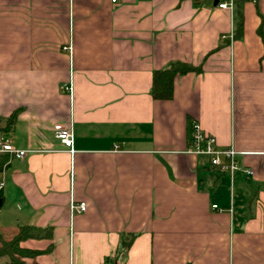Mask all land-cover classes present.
I'll return each mask as SVG.
<instances>
[{
    "label": "crops",
    "instance_id": "crops-1",
    "mask_svg": "<svg viewBox=\"0 0 264 264\" xmlns=\"http://www.w3.org/2000/svg\"><path fill=\"white\" fill-rule=\"evenodd\" d=\"M225 1L0 0V141L29 151L0 154V227H53L25 261L264 264V0ZM176 61L202 72L155 100ZM196 122L253 175L186 153Z\"/></svg>",
    "mask_w": 264,
    "mask_h": 264
},
{
    "label": "trees",
    "instance_id": "trees-1",
    "mask_svg": "<svg viewBox=\"0 0 264 264\" xmlns=\"http://www.w3.org/2000/svg\"><path fill=\"white\" fill-rule=\"evenodd\" d=\"M238 17L235 33V38L237 39L241 38L244 32V18L240 11L238 12ZM259 33L264 36L261 27L259 28ZM201 72V66H194L181 61L172 62L168 67L154 72L151 95L155 100H171L174 96L175 79L177 77ZM20 111V109L14 111L10 117L5 119L6 126L3 129L0 128V132L1 130L9 132L13 129ZM4 162L0 161V169ZM30 239L52 240L53 227L42 228L31 225L0 227V259L7 261V264H38L35 261L29 263L25 261V258H35L41 254H48L54 248L52 244L44 251L29 250L21 247L23 241ZM134 239L135 235H123V247L125 249L130 248Z\"/></svg>",
    "mask_w": 264,
    "mask_h": 264
},
{
    "label": "built area",
    "instance_id": "built-area-1",
    "mask_svg": "<svg viewBox=\"0 0 264 264\" xmlns=\"http://www.w3.org/2000/svg\"><path fill=\"white\" fill-rule=\"evenodd\" d=\"M111 2L116 4L119 2V0H111ZM219 7L221 9H233L234 0L219 3ZM231 37H233L232 32ZM223 38H226V36H223ZM64 49L68 50L69 46L64 47ZM56 130L57 137L63 142V144L67 148L71 149L72 153H74V136L72 131L64 130L60 126L56 127ZM28 152L29 151L27 150L16 148L11 143L0 141V154L8 153L12 157H15L17 159H23L24 157H26ZM186 153L208 157L212 166L219 167L221 171L227 172L232 180H234L235 173L238 171H241L248 176L253 175V171L251 169L243 168L237 162L236 157L238 153L234 149V147H220L217 138L213 135L206 133L197 122L194 123L192 127L191 144L190 147L187 149ZM3 185V183H0V190L2 189ZM71 208L74 211L82 213L87 210V203H73ZM213 208H217V205H214Z\"/></svg>",
    "mask_w": 264,
    "mask_h": 264
},
{
    "label": "water",
    "instance_id": "water-1",
    "mask_svg": "<svg viewBox=\"0 0 264 264\" xmlns=\"http://www.w3.org/2000/svg\"><path fill=\"white\" fill-rule=\"evenodd\" d=\"M0 206H1V199H0Z\"/></svg>",
    "mask_w": 264,
    "mask_h": 264
},
{
    "label": "rangeland",
    "instance_id": "rangeland-1",
    "mask_svg": "<svg viewBox=\"0 0 264 264\" xmlns=\"http://www.w3.org/2000/svg\"><path fill=\"white\" fill-rule=\"evenodd\" d=\"M1 261H3V260H1Z\"/></svg>",
    "mask_w": 264,
    "mask_h": 264
}]
</instances>
